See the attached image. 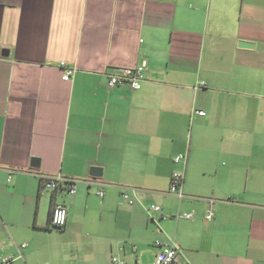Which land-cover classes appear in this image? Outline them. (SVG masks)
<instances>
[{"label": "crops", "instance_id": "crops-1", "mask_svg": "<svg viewBox=\"0 0 264 264\" xmlns=\"http://www.w3.org/2000/svg\"><path fill=\"white\" fill-rule=\"evenodd\" d=\"M145 61L140 89L109 86ZM158 242L175 264H264V0H0V264H152Z\"/></svg>", "mask_w": 264, "mask_h": 264}, {"label": "built area", "instance_id": "built-area-1", "mask_svg": "<svg viewBox=\"0 0 264 264\" xmlns=\"http://www.w3.org/2000/svg\"><path fill=\"white\" fill-rule=\"evenodd\" d=\"M64 68L63 79L69 81L73 78L76 73V69L68 66L65 62L62 63ZM147 67V62L145 61L142 65L138 67H121L115 73L110 75L109 86L116 87L124 84H129L134 90H138L142 87V80H144V71ZM195 115L205 116L207 113L204 110L194 111ZM176 162L187 163L188 155L186 153L178 154L174 157ZM185 181V173L182 170L174 171L171 177L170 193L177 194L179 197H183L182 187ZM45 186L49 190H68L69 193L74 194L76 192L75 182L62 177L61 175L53 176L47 178ZM100 195H104V191H100ZM124 198L128 199L129 204H134V200L130 198L127 193H124ZM150 208L155 211H161L162 207L159 204H152ZM184 217L189 218L191 215L185 213ZM51 225L54 227L64 228L68 221V208L64 204H56L52 210ZM207 219L211 220L213 213L211 211L207 214ZM26 247L27 244H23ZM157 246L159 250L157 252L156 258L152 264H175L178 261L179 249L175 242H158ZM19 257H22L20 255ZM115 262L117 259H114ZM14 261L12 256H7L3 259V264H8Z\"/></svg>", "mask_w": 264, "mask_h": 264}, {"label": "rangeland", "instance_id": "rangeland-1", "mask_svg": "<svg viewBox=\"0 0 264 264\" xmlns=\"http://www.w3.org/2000/svg\"><path fill=\"white\" fill-rule=\"evenodd\" d=\"M49 190V189H48ZM93 196H96V194H93ZM136 204L138 203V201L136 200V202H135ZM130 205H132V204H130ZM42 219V218H41ZM43 220H45L44 219V217H43ZM51 232H53L54 234L52 235V237H55V236H57V235H59V234H57V230H54V229H51ZM46 236V232H44V231H37V232H35L34 233V239L36 240V241H40L41 243H39L40 245H42V250L41 251H43V255H41V252H38L37 253V260L38 261H40V262H43V261H45V259H47V255H49V257H48V259L50 260V259H52V257L54 258V259H58L57 258V255H56V252H54V247H52V249L50 250V252H48L47 250H48V248H49V245L51 244V241L53 242V238H52V240H51V236L49 237V244L47 245V247H43V243H42V238H44ZM47 241V240H46ZM23 244H30L29 243V241L27 240V242H24ZM56 255V256H55ZM12 263V262H11ZM3 264V263H2Z\"/></svg>", "mask_w": 264, "mask_h": 264}, {"label": "water", "instance_id": "water-1", "mask_svg": "<svg viewBox=\"0 0 264 264\" xmlns=\"http://www.w3.org/2000/svg\"><path fill=\"white\" fill-rule=\"evenodd\" d=\"M240 46H242V47H251L252 43H250L249 41L241 40L240 41ZM32 166L33 167H39L40 166V159L34 158L33 161H32ZM91 176H93V177H101L102 176V168L93 167L92 170H91ZM55 229L56 230H62L63 228L55 227Z\"/></svg>", "mask_w": 264, "mask_h": 264}, {"label": "trees", "instance_id": "trees-1", "mask_svg": "<svg viewBox=\"0 0 264 264\" xmlns=\"http://www.w3.org/2000/svg\"><path fill=\"white\" fill-rule=\"evenodd\" d=\"M53 207H54V206H53ZM67 208H68V207H67ZM52 209H53V208H52ZM51 216H52V212H51ZM51 216H50V224H51V218H52ZM50 228L52 229V228H55V227L51 225Z\"/></svg>", "mask_w": 264, "mask_h": 264}]
</instances>
